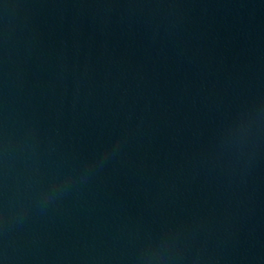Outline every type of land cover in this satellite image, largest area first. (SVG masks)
Masks as SVG:
<instances>
[{"label": "water", "instance_id": "95a60500", "mask_svg": "<svg viewBox=\"0 0 264 264\" xmlns=\"http://www.w3.org/2000/svg\"><path fill=\"white\" fill-rule=\"evenodd\" d=\"M0 264H264V0H0Z\"/></svg>", "mask_w": 264, "mask_h": 264}]
</instances>
